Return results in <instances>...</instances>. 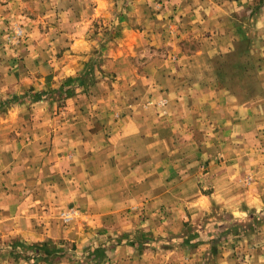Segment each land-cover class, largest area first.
I'll list each match as a JSON object with an SVG mask.
<instances>
[{
    "label": "rangeland",
    "instance_id": "obj_1",
    "mask_svg": "<svg viewBox=\"0 0 264 264\" xmlns=\"http://www.w3.org/2000/svg\"><path fill=\"white\" fill-rule=\"evenodd\" d=\"M181 1L0 0V149H76L84 152L77 151L91 170L82 179L86 184L76 189L72 176L77 171L67 168L39 172L46 178L42 184L30 169L24 172L30 176L27 184L18 180L13 188L5 187L8 194H14V200L7 202L10 204L0 200L7 207L6 215L11 213L12 205L17 212H29L22 222L19 214L14 225L22 223L46 236L32 241L18 233L9 239L0 238V255L7 254L18 264L22 260L53 264L41 249L48 243L63 249L58 254H63L68 264H154L155 260L194 255V246L203 242L210 245L203 254H217L219 247H225L234 258L246 260L252 258L257 244L264 242V205L259 211L242 214L213 203L209 210L197 214L184 205L182 208L181 203H174L173 214L169 206L152 208L147 201L126 208L118 191L123 183L128 184V176L117 175V181L110 182L113 167L120 170L135 163L141 182L151 183L144 189L147 195L153 189L161 192L167 187L175 193L194 195L197 190L210 196L211 164L223 166L230 158L238 166L236 184L228 188L230 191L246 193L256 179L249 169L239 171L238 163L247 157L240 149L262 144L261 131L251 130L245 136L241 127L234 126L233 137H229L227 129L222 128L224 124L220 127L208 120L198 126L191 116L196 109L193 104H197L188 93L182 92L186 94L185 104L177 99L172 106L164 91L151 87L155 82L160 86L166 78L171 80L170 61L178 64L174 51L191 53L200 46L198 32L178 41L182 14L188 12V5L184 6L187 2L182 4L183 11L175 8ZM262 2L256 0L254 6L257 18L264 7ZM230 18L219 27V37L251 22L243 11ZM254 24L260 30L253 28L256 43L250 40L249 45L260 52L264 45L259 35L262 27ZM211 34L205 38H211ZM251 57L222 54L203 62L221 72L205 75L238 87L240 73L227 70L237 69L244 60L255 65ZM244 91L233 89L231 93L238 97L236 108L231 105L230 109L222 102L221 113L236 109V118H243L240 113L246 107L239 103L246 100ZM125 119H136L139 136L127 140L123 137ZM124 144L128 147H122ZM133 147L139 150L136 154L120 150ZM15 177L20 179L21 174ZM55 185L59 200L73 194L76 202L54 206L47 198L54 194L51 188ZM224 187L228 186L222 182L220 189ZM259 189L264 192V186L255 191ZM26 197L28 207L22 202ZM84 197L92 203L89 207L82 206L80 200ZM237 205L240 209L243 206L240 202ZM124 221L133 225L131 230L122 225ZM55 223L67 232L48 235ZM17 226L12 227L13 231ZM68 230L72 232L68 234ZM98 248L104 251L95 257L93 252Z\"/></svg>",
    "mask_w": 264,
    "mask_h": 264
},
{
    "label": "crops",
    "instance_id": "obj_2",
    "mask_svg": "<svg viewBox=\"0 0 264 264\" xmlns=\"http://www.w3.org/2000/svg\"><path fill=\"white\" fill-rule=\"evenodd\" d=\"M183 2H187L184 6L188 5V12L186 11L182 14L184 16L181 18L182 34L178 41L182 42L184 38L198 32V36H200V39H198L200 46L197 50L192 51L191 53L181 51L180 53H176L177 51H174L178 56V64L173 63L176 61H170L172 66L169 72L172 74L168 75V78L171 80H167L166 78L165 81L161 82L162 86H159V84L155 82L156 87L155 85H151V87L158 92L164 91L166 96L169 98V103L172 104V106L178 102L177 99L180 100V103L185 104L187 98H185L186 94H182V92L188 93L187 95L190 96L197 104H193L196 106V109L192 111L191 116H194L198 126L199 124L203 125L205 121L209 120L214 121V123L217 122L220 127H222V124L226 125L222 128L227 129L226 134L229 137H233L231 130L234 129V126L237 128L239 126L242 128L245 136L248 131L259 130L261 131V137L264 138V45L262 44L260 52L252 49V47L255 46L249 45L251 41L256 43L255 36L251 34L253 28H255V30H260L254 27L255 22L256 26L260 23V26L262 27L259 35L263 37L261 39L263 40L262 43H264V7L260 8L258 18L257 14L254 13L256 15L254 18L252 15H254L253 11L255 9L254 6L256 4V0H182L180 5H175V8L178 9L177 11H183ZM262 6H264V2H262ZM241 11L244 12V16L248 15L249 19L251 18L250 24L239 29V33L238 31L233 33L228 32L224 33L223 37H219V27L224 24V19H228L230 17L233 18L236 14L240 16ZM244 19L246 22V17ZM210 32H212L210 36L211 38H205V35ZM240 32L243 33L240 34ZM221 43L223 44L221 45ZM242 44H246L247 46L244 49H240L238 46ZM222 54L227 55L228 57L236 55L238 58L242 57L244 59H247V57H250L251 55V58L256 61L255 65H249L246 64V61L244 60L238 63L237 69L233 67L232 70H227V73H240L239 77H242L239 81L238 87L245 90L244 95L246 100L240 102L242 104L239 103L242 108L246 107V110L244 109V112L241 111L240 113L243 118H236V109H233V112L229 114H224V111L221 113L222 102L223 104L224 102L227 103V106H230V109L231 105H233V108H236L238 97L235 93H231V91L238 87L227 80H220L215 77H206L208 74H216L221 72V70L216 69V67L211 64L209 66H204L203 62H209V60H213L214 58L218 59V57H221ZM124 56L126 55L124 54ZM206 59L208 60L206 61ZM259 59H262V61ZM185 61L187 64H185ZM182 62H184L185 65ZM176 72H179L180 74L182 73V77H180L179 73ZM175 74L178 75L177 78H175ZM242 84H245V87H243ZM178 91L181 94L178 95ZM222 93L226 99H222ZM73 100L75 101L76 99ZM70 104H72V102ZM249 107L251 108L249 109ZM257 107H259L260 112L257 111ZM135 121L136 119H125L126 125L123 126L122 135L126 138V140L131 137L139 136V129L136 127L137 123ZM124 145H122V147H128ZM120 150L133 154H136L135 152L139 151L138 149H134V147ZM240 150L244 152L247 157H243L242 160L245 159L244 162L238 163L241 164L239 166V171L244 170V168H246V170L249 169V171L254 173L256 178L252 183L250 190L246 193H233L228 189L232 188L236 184L235 182L238 176V166H236V162L232 163L233 158L226 159L223 166H219L215 162L211 164L212 169L208 181L212 182L213 191L210 196H205L201 192L197 193V190L193 191L194 195L187 193H175L171 191V188L168 189L167 187L161 192H158V189H153V191L147 195L145 194L144 189L147 188L148 185L150 186L151 183L146 182V184H144L141 182L140 172L136 167H134L135 163H133L132 166H128L124 169L121 168L120 170L119 168L113 167V173L110 175V178L112 176L110 182L116 180L117 175H119V177H124L125 174L128 176V184L125 185L123 183L118 191V195L123 203V206L126 208L134 204L147 201V205L152 208H160L163 204L169 206V212H172V214L175 212L174 203H181L180 205L182 208L184 205L185 208H189L194 214H197L198 211L201 210H209L212 203L220 206L224 210L232 211L233 213H236L235 211L240 212L241 214L243 212L248 213L252 210L259 211L262 208V205H264V192L260 191L261 189L258 191H255V189L264 186V140L260 146L258 145L257 147L251 149ZM77 151L80 154L84 153H81L80 150L76 149H0L1 202L6 201V204H10L7 202L14 200V194H8L5 187L13 188V185H15L18 180H20V184H27L30 176L28 177L29 174L27 173V176L24 175V172L30 169L36 172L35 176L38 178L37 182L41 184L43 180H46V178L44 174H39V172L41 173L45 169L60 170V168H67L74 172L77 171V174L74 173L72 176V182L76 184L74 186L75 189L79 184L85 185L86 182L82 179L87 178V171L91 170L90 168L87 169L86 162L84 161L85 159L82 160ZM229 164L231 166L228 167ZM233 166L236 168L231 171L230 169ZM185 169L187 170V167H185ZM18 174H21L20 179H16L17 177H15L16 175L18 176ZM149 176L152 177L153 175L149 174ZM70 180L68 181L70 182ZM222 182L228 187L220 189ZM4 183L7 184V186L4 185ZM51 189L54 194L49 196L47 199L50 200L54 206L57 204H65L67 202H76V197H74L73 194H71L68 199L64 201L59 200L58 195H55L57 186H52ZM58 192L60 194V191ZM241 196H244L243 200ZM28 200L29 197H26L22 201L24 203L26 202V207H28ZM36 202L39 204L40 200ZM80 202H82V206L86 205L84 207H89V204H92L88 197H84L80 200ZM238 202L243 204L241 209L238 208ZM233 203H235L236 206ZM6 208V206L3 207V204L1 205L0 203V238L9 239L12 234L16 235V233H18L25 239L32 241L38 239L39 236H46L42 234L40 230L34 231L33 229L24 227L22 223L18 226L14 225V220H16V217L19 214L21 222L24 218L29 217L28 209L25 211L22 209L17 212L16 206L12 205L10 208V210H12L11 213L6 215L7 211L4 210ZM185 216L188 217L187 215ZM166 217H168V220H171L172 215L169 216L168 214ZM183 217L184 216H182V218ZM52 218H54V216H52ZM52 220L54 221L55 219ZM25 223L28 222L25 221ZM122 225L127 226L126 230L128 231L133 227V225L128 221L122 222ZM13 226H17L15 229L16 231H13ZM52 232L60 234L67 231L63 230L61 226L55 223L54 226L50 227V230L47 233L48 235H51ZM71 232L72 231L68 230V234ZM209 246L210 245L207 243L199 242L196 246H194L196 251L194 255H181L178 259L166 258L164 260H155L156 262L154 261V264H264V242L257 244V247L252 253V258H247L246 260H239L236 257L234 258L233 253L225 251V247H219L217 254H211V252L203 254V251L206 249L208 250ZM64 258L65 256L60 259H56L53 261V264H68V261ZM15 263L18 264L7 254L0 255V264ZM21 264L34 263L22 260Z\"/></svg>",
    "mask_w": 264,
    "mask_h": 264
},
{
    "label": "trees",
    "instance_id": "obj_3",
    "mask_svg": "<svg viewBox=\"0 0 264 264\" xmlns=\"http://www.w3.org/2000/svg\"><path fill=\"white\" fill-rule=\"evenodd\" d=\"M42 250H45L47 253V258L46 260H52L55 261L56 259H60L62 258L64 255L63 254H58L59 252L63 251L62 248L58 247V246H51L48 243H45L42 247ZM104 251L103 248H98L96 249L93 254L94 256H98L99 254H101Z\"/></svg>",
    "mask_w": 264,
    "mask_h": 264
}]
</instances>
